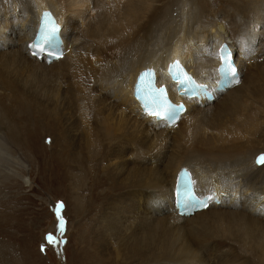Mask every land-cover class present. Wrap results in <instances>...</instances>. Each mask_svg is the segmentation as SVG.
Wrapping results in <instances>:
<instances>
[{
	"label": "bare ground",
	"instance_id": "bare-ground-1",
	"mask_svg": "<svg viewBox=\"0 0 264 264\" xmlns=\"http://www.w3.org/2000/svg\"><path fill=\"white\" fill-rule=\"evenodd\" d=\"M211 1L0 0V36L7 40L0 51V190L19 175L17 103L25 90H38L32 79H50L38 90L47 109L57 100L75 108L62 113L70 142L51 157L64 169H73L66 157L74 159L76 172L62 177L73 191L96 175L101 184L103 178L111 183L96 198L91 188L93 200L88 194L84 204L75 201L78 215L91 206L97 214L91 228L81 227L86 220L78 225L79 246L92 238L96 264L104 261L102 252L130 264H264V164L255 162L264 155V0H224L227 14ZM45 8L64 21L61 33L75 47L49 64L27 58L25 29L14 24L15 11ZM224 43L241 73L236 85L203 107L190 102L169 129L140 111L132 85L141 69L152 68L166 84L167 67L176 60L199 82L216 81V54ZM29 130L22 128L26 144ZM182 166L193 171L200 190L224 193V202L221 194L219 207L172 223L147 206L160 196L161 206L170 204L167 195Z\"/></svg>",
	"mask_w": 264,
	"mask_h": 264
},
{
	"label": "rangeland",
	"instance_id": "rangeland-1",
	"mask_svg": "<svg viewBox=\"0 0 264 264\" xmlns=\"http://www.w3.org/2000/svg\"><path fill=\"white\" fill-rule=\"evenodd\" d=\"M212 1L211 4L214 7L220 10L225 8V13L230 11V8H226L225 4L227 3L224 0L223 4L219 2L220 0ZM31 81L33 84L35 83V86L38 85L37 89L40 90V88L44 89L49 85L50 79L35 78ZM38 90H32V92L25 90V97L19 100L20 103H17L20 135L17 147L21 154L18 159L19 175L12 181L5 180L2 184L3 189L0 190V264H79V261H83V259L85 260L81 264H96L97 252L92 243V238L89 236L88 240L86 237L84 238V249L79 246L78 225L86 220L87 222L82 223L81 227L84 224L83 227L91 228L97 214L94 210H89L92 208L91 206L87 213L78 215L79 211L76 212L75 201L78 199L80 203L84 204L88 200V194L92 199L91 188L94 190L93 193L96 198L99 189L108 187L111 183H104L103 178V184H101L99 176L96 175L92 177V181L90 177L87 179L86 188L73 191L68 186V179L62 176L66 171L73 170L76 172L74 159L69 160V157H66L68 165L73 169H64L61 165L55 164L54 159L56 157H51L58 152L63 153L62 143L66 146L70 142V135L64 132L65 120H63L62 113L67 108L72 109V111H75V108L72 104L57 100L54 107L47 109L45 100L39 98ZM22 121L25 123L23 124ZM27 127L30 130L26 132L25 136L29 146H27L22 134V128ZM71 128L73 130L75 125ZM258 153L263 154V152ZM95 171L97 169L91 172L95 173ZM109 171V167H106L104 174L110 175L111 171ZM23 176L26 180H23ZM95 181L96 184L91 186V183H95ZM113 193L110 192V195ZM60 201L63 202V207L61 209L54 207ZM57 213L63 219V226L60 224V219L57 218ZM89 224L91 225L89 226ZM50 234L53 236L51 243L47 237ZM85 251L90 256L84 257ZM102 254L100 261L102 262L104 259L102 264H130V261L125 263L126 260L124 259L114 261V258H111L112 255L108 253L102 252ZM121 256L124 255L119 257ZM131 263L143 264L135 261Z\"/></svg>",
	"mask_w": 264,
	"mask_h": 264
},
{
	"label": "snow or ice",
	"instance_id": "snow-or-ice-1",
	"mask_svg": "<svg viewBox=\"0 0 264 264\" xmlns=\"http://www.w3.org/2000/svg\"><path fill=\"white\" fill-rule=\"evenodd\" d=\"M44 17L46 19L47 24H51V27L48 28L47 26H42L41 35H42L44 42L49 43L51 42L56 32L58 31V26L52 23L50 19V13L45 12ZM220 60H221L220 71L224 73L225 75H230L231 78L235 80L236 79V69L230 63V53H228L227 50L223 47L221 49ZM171 67H174L177 70L179 76L182 77V79L179 80L180 83H185V82L188 84L193 83L191 77H189L186 73H184L182 69L180 68L179 61H174ZM154 103L156 104V108L160 110H155V109L151 110L148 112V115L156 117V118H164V117H167L169 119L174 118L173 107L172 105L168 103L166 95H165V90L163 88L158 90V95L154 99ZM257 163L264 164V155H261L257 159ZM194 202H197L196 197L192 192H189L186 195V198L184 201L185 206L186 207L190 206ZM57 215H58V218L60 219L61 226H63V223H64L63 219L59 217V213H57ZM48 241L50 243L53 241V236L51 234L48 236Z\"/></svg>",
	"mask_w": 264,
	"mask_h": 264
},
{
	"label": "clouds",
	"instance_id": "clouds-1",
	"mask_svg": "<svg viewBox=\"0 0 264 264\" xmlns=\"http://www.w3.org/2000/svg\"><path fill=\"white\" fill-rule=\"evenodd\" d=\"M60 202H61V201H60ZM57 203H58V202H57ZM57 203H56V204H57ZM62 203H63V202H62ZM55 207H56V205H55ZM48 236H49V235H48ZM48 236H47V237H48ZM56 244H57V243H56Z\"/></svg>",
	"mask_w": 264,
	"mask_h": 264
}]
</instances>
